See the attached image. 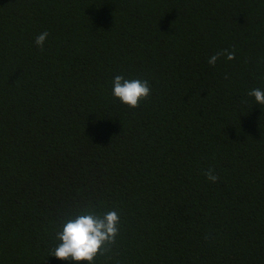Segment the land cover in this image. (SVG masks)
<instances>
[{
    "label": "trees",
    "instance_id": "obj_1",
    "mask_svg": "<svg viewBox=\"0 0 264 264\" xmlns=\"http://www.w3.org/2000/svg\"><path fill=\"white\" fill-rule=\"evenodd\" d=\"M116 75L151 94L129 108ZM256 88L264 0H0V264H76L63 223L109 210L95 264H264Z\"/></svg>",
    "mask_w": 264,
    "mask_h": 264
},
{
    "label": "clouds",
    "instance_id": "obj_2",
    "mask_svg": "<svg viewBox=\"0 0 264 264\" xmlns=\"http://www.w3.org/2000/svg\"><path fill=\"white\" fill-rule=\"evenodd\" d=\"M49 33H40L35 44L43 50ZM221 55H225L227 60L235 58L234 52L223 50L212 55L208 59L210 65H215ZM112 94L114 98L129 108H137L141 101L146 100L151 94V88L147 80L126 79L121 75H116L113 80ZM249 96L254 97L256 104L264 106V90L252 89ZM206 178L215 183L219 176L214 174L213 169L205 172ZM120 216L115 210H109L102 215L85 211L73 218H69L63 223L62 230L57 233L60 243L56 246L53 254L60 260H70L81 264H95L98 256H103L111 251L117 242L120 229Z\"/></svg>",
    "mask_w": 264,
    "mask_h": 264
}]
</instances>
